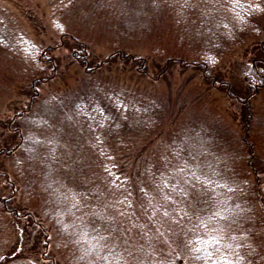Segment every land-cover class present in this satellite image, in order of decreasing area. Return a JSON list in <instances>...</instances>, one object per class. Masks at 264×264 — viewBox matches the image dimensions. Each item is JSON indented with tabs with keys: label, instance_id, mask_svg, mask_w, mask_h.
<instances>
[{
	"label": "rangeland",
	"instance_id": "obj_1",
	"mask_svg": "<svg viewBox=\"0 0 264 264\" xmlns=\"http://www.w3.org/2000/svg\"><path fill=\"white\" fill-rule=\"evenodd\" d=\"M0 39L6 264H46L42 249L54 264H194L193 234L224 242L234 264H264V215L250 196L257 177L264 204V84L252 90L243 73L264 59V12L239 31L218 0H0ZM203 49L217 58V82L194 65ZM83 51L86 64L71 56ZM120 53L143 58L146 74ZM115 91L142 109L118 112L121 128L103 131L75 113L81 98ZM103 152L141 172L126 168L119 187L109 185ZM212 175L234 187L235 212L216 218L222 230L206 218ZM157 204L169 215L153 216Z\"/></svg>",
	"mask_w": 264,
	"mask_h": 264
},
{
	"label": "trees",
	"instance_id": "obj_2",
	"mask_svg": "<svg viewBox=\"0 0 264 264\" xmlns=\"http://www.w3.org/2000/svg\"><path fill=\"white\" fill-rule=\"evenodd\" d=\"M218 1L220 2V5L223 7V9L229 14L232 25L239 31L243 30L247 26L253 25L255 18L259 17V15H261L264 12L263 0H218ZM218 43H220L219 39H218ZM1 44H3V42L0 39V45ZM260 47H261L260 51L264 54V39L263 41H261ZM23 51L28 52L29 48L27 49L25 48L23 49ZM71 56L77 59L78 61H81L83 64H86V61L84 59L85 58L84 51L83 53L80 54V56H77L76 53L71 54ZM119 57H121L122 60H124V58L126 57H130L132 61H137L139 65L136 67V70L140 71V73L146 74L145 71H143L141 65L143 58L135 57L131 54L129 55V54H121V53ZM261 58L262 57H255L253 59V62H248L246 64V69H243L244 76L247 78V81L250 82V87L252 90L264 84V70L259 64L264 59ZM33 59L34 61H37V58L33 57ZM216 59L217 58L213 55L212 52L209 53L206 49H203L201 51V55L199 56V59L197 61H194V65L199 66L201 72L203 73V76L209 78L211 81H213V83L217 82L215 81L216 78L212 72V68L216 64ZM74 110L75 113L83 121H85L87 125L91 127L100 128V130L108 129L107 130L108 132H112L117 128H121V125H118L116 123L118 112L121 113L122 117H125L129 113L131 114L136 113L138 111H141L142 109H141L140 101L136 99L134 100L131 95L128 94L127 96H125L124 92L115 91L114 93H107L104 99H101L100 95L90 94L88 96H85L84 98H81L79 101H77L74 104ZM245 116H246V120L248 117H250L247 109H245ZM122 120L126 121L125 118ZM105 133L108 134L106 131ZM101 156L103 161L106 159L109 160V162L105 163V167L103 170V173L106 177V181L108 182L109 185L112 184L119 187L118 184L119 181H121V178L119 177L120 173H126V171H129L128 169L131 170L130 173L141 172L139 169L134 171V164L131 163V161H127V160L119 161L120 159L112 160L110 159L111 154L104 152L103 155ZM149 167H152V165H149ZM205 181H211V183H206V182L204 183L208 191V193H206L205 196V202L208 208L207 211L208 216H206V218L215 215L218 210H222V209H227V213L218 216L217 218H220L222 216L232 215L235 212L233 210L234 207L237 206L235 201H232L231 199V194L234 191V187L230 183L225 181V179L224 180L218 179V176L216 175L207 177ZM257 183H258L257 177H255L254 189L253 192H251L250 196L254 199L255 204L259 208L262 215H264V204L262 199H260L261 197L259 192L257 191V186H258ZM121 184L122 185L125 184V181L123 180ZM167 187L170 188L169 186ZM176 192L179 191L176 189ZM24 215L29 218L31 217V215L27 213H23V214L21 213V216ZM14 216L17 215L15 214ZM145 216L150 217L148 211L146 212ZM132 221H134V219H132ZM34 227L37 228L39 232L40 231L42 232V238H44L43 242L46 243L47 242L46 239L48 237L47 231L42 230V228L39 225L37 227L36 224H34ZM215 229L217 230V226L214 227V230ZM206 231L211 233L212 229L207 228ZM197 237H199V235H194V234L191 237L192 245L196 250V252H192V259L194 264H197L198 261H200L201 264H208L209 259H211L212 261L214 260L216 264H234V262L231 261L229 257H226L225 251H222V249L226 250V244L224 242H221L219 240V241H215L214 243H211V241L207 238H203V239L199 238L198 240ZM213 248L217 250L214 251ZM209 252L211 253V256L208 255ZM215 254H217V256ZM39 258L40 260L45 259L46 264H54L53 257L50 255L46 256L45 249H42V251L40 250ZM176 258L177 257H175V259ZM7 261H10V259ZM7 261H5V258L3 260V255H0V264H6L5 262ZM104 264H109V263L106 262ZM149 264H160V263L153 259V261H150ZM175 264H187V263L177 258Z\"/></svg>",
	"mask_w": 264,
	"mask_h": 264
},
{
	"label": "snow or ice",
	"instance_id": "obj_3",
	"mask_svg": "<svg viewBox=\"0 0 264 264\" xmlns=\"http://www.w3.org/2000/svg\"><path fill=\"white\" fill-rule=\"evenodd\" d=\"M174 171H176L177 173H180V172H183V169H175ZM185 175H193V176H194V173H185ZM196 179H202V178H201V177H196ZM205 182H206V183H211V181H205ZM163 183H164L165 185H168V181H167V180L163 181ZM177 183H179V182H177ZM185 183H186V184H190L191 181L186 180ZM168 186H169V187H175V185H168ZM177 190L181 193L182 196H185V197L188 196V192L185 191L183 187L178 188ZM163 199L168 200V201H171V200H172V197H171V196H168L167 194H165L164 197H163ZM127 203L130 204L131 202H130V201H127ZM150 203H151V202H150ZM158 208L163 212V215H164V216H168V215H169V212H168V211L163 210V209L160 207V205L157 204L155 207L152 208V215H153V216L156 215V210H157ZM175 211L178 212L180 216H185V215H187V213H186V211L184 210V208H177V209H175ZM226 213H227V209L218 210V211L216 212L215 215L210 216L208 219H209V220H212V221H216V218H217L218 216L224 215V214H226ZM173 219H176V217H173ZM216 222H217V228H219V229L222 230V227H223V226L219 224V221H216ZM200 226L203 227V221L200 222ZM221 234H222V232H221ZM197 239L199 240V237H197ZM209 239L215 240L216 237H209ZM237 247H238V245H237ZM208 255L211 256V253L209 252ZM211 264H215V261H212Z\"/></svg>",
	"mask_w": 264,
	"mask_h": 264
}]
</instances>
